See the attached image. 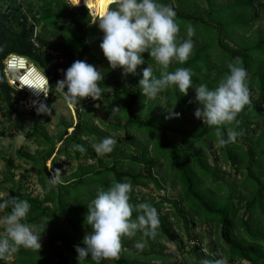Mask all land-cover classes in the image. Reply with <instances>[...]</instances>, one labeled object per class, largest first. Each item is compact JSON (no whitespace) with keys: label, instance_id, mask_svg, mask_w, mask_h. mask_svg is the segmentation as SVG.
<instances>
[{"label":"trees","instance_id":"obj_1","mask_svg":"<svg viewBox=\"0 0 264 264\" xmlns=\"http://www.w3.org/2000/svg\"><path fill=\"white\" fill-rule=\"evenodd\" d=\"M37 1L39 5L36 7L32 2L25 4L24 0L21 3L17 0H0V106L5 110L7 125L22 127V130L24 115L19 113L16 120L12 119L17 111L14 101L17 89L10 86L6 79L4 61L9 54L27 57L47 75L51 89L48 106L59 94L55 92L58 67L50 55L34 46L31 40L33 26L28 16L23 14L22 7L39 25L68 20L64 26L67 30L58 41L53 42L42 35L38 39L42 45L61 52L65 58L64 70L77 59L95 56L89 38L101 32L98 21L94 23L99 17L91 22L89 10L84 6L73 7L64 0ZM107 1L99 5L98 0H91L89 6L94 14L102 16L108 10L110 0ZM200 1L206 5L200 6ZM162 2L171 5L176 13L175 19L180 25L179 39L188 38L189 25L195 29L189 59L183 64L172 61L168 71H174L177 67L190 68L194 83H206L212 88L230 71L227 67L230 61L239 58L248 70L249 103L239 113V123L229 125L240 135L235 141L222 146L217 142L215 126L210 127L201 119L191 123L188 115H194L198 106L194 100L195 90L191 87L187 94H182L177 87L163 91L167 106L172 104L173 110L181 114L174 117L176 121L165 116H162L165 117L164 121L153 117L143 119L136 109L143 97L138 85L140 78L129 82L113 76L112 72L106 74L104 80L98 82L102 98L93 100L86 97L73 104L74 122L63 125L64 129L54 135L48 134L42 113L31 117L32 130L25 131L23 135L42 149L30 153L25 147H20L18 154L25 157L26 162L31 163L32 169L37 171V183L42 193L34 194L33 188L21 190L22 181L28 178L27 172H21L17 181L14 180V173H11L5 180H0V185L10 180L9 196H18L30 202L31 208L25 222L35 226L40 234L46 236V240L41 242L40 250L20 249L10 264H50V257L53 256L59 259L58 264H79L75 245L85 246L83 237L90 230L85 223L87 204L98 188H106L113 181L129 182L132 185L130 203L147 202L153 205L157 209L159 224L155 236H145L138 230L133 237H123L119 255L101 264H177L172 263L164 252L166 241H179L182 250L188 249V254H198L200 257L195 264H201L204 258H219L213 254L217 249L228 264H264V30L260 27L254 29L264 14V0ZM114 6L115 3L111 5ZM62 25L56 24L55 28L62 29ZM71 39H75V42ZM101 50H98L97 56L106 59ZM144 57L149 62L155 61L147 52ZM160 71L159 65L153 68L156 75ZM119 96L125 97V120L122 124L112 123L109 126L114 131L124 130L125 138H115L117 142L113 151L101 156L92 145L111 135L109 130L102 131L90 123V117L85 112L95 105L113 102ZM133 128L146 131V144H140L127 155L131 144L136 142L131 132ZM95 134L97 136L93 137ZM151 142L153 145L149 149ZM77 143L85 146V153L81 154L73 148ZM210 145L218 150L212 152L214 164L210 162L208 154L201 150ZM60 157L66 163L77 161L78 164L70 174L61 173L64 183L53 186L50 178L55 169H60L57 163ZM160 159L163 164L165 161L167 163L165 172L156 170V166L162 164L159 163ZM220 159L223 165L229 164L228 174L233 170L240 175L239 182L220 175L223 166L218 164ZM89 160L92 163H87ZM158 174L169 179L170 187L178 191L177 196L160 193L166 189ZM148 184L155 186L157 196L136 191L137 187ZM8 197L0 196V200ZM2 210L6 215L10 208ZM136 215L134 210L132 218ZM197 221L201 225L210 224L212 230L194 232L191 227H195ZM180 230H184L188 239L186 242ZM210 234H213L214 242L206 253L203 246L207 243L204 239ZM137 240L143 241V249L135 247ZM63 249L69 251L71 256H64ZM0 264H5L3 259H0ZM83 264L96 262L88 257Z\"/></svg>","mask_w":264,"mask_h":264},{"label":"clouds","instance_id":"obj_2","mask_svg":"<svg viewBox=\"0 0 264 264\" xmlns=\"http://www.w3.org/2000/svg\"><path fill=\"white\" fill-rule=\"evenodd\" d=\"M113 3L114 7H108L101 17L97 16L99 18L93 21H98V27L103 32L100 48L110 69L120 68L125 75L137 74L138 66L145 64L144 53H149L161 71L159 75L154 74L149 64L142 68L138 85L145 99H156L169 87H177L182 94H187L191 87L195 90L194 100L198 104L194 110L195 117L210 127L215 126L219 145L235 141L240 133L229 125L239 123L237 117L249 103L248 70L242 61L239 58L230 61L227 65L230 71L215 87L194 83L190 68L177 67L174 71H168L172 61L183 64L189 59L194 44L191 37L195 31L189 25L188 38H178L180 25L171 5L162 0H115L109 5ZM63 71L64 78L56 82L55 92L61 94L67 103L76 104L86 97L94 100L100 98L102 89L98 82L104 80V73L95 65L77 59ZM28 86L42 90L45 96L49 93L41 85ZM33 103L37 112L51 113V108L43 101ZM180 115L168 110L166 118ZM116 142L115 137L106 136L92 147L98 155L103 156L113 151ZM73 148L81 154L86 152L85 146L79 143L74 144ZM62 183L61 170L55 169L50 184L55 186ZM131 191L132 185L127 181H113L108 187L97 189L85 213V223L90 226L83 237L85 246L75 245L79 264H83L88 257L96 264L117 257L122 238L133 237L138 230L145 236L156 235L159 224L157 209L147 202L136 205L130 203ZM6 208H10V211L0 218L5 233L0 234V259H9L20 247L40 250L41 236L25 222L31 208L30 202L18 196H9L0 200V210ZM134 210L137 215L132 218ZM135 247L143 249V241H135ZM201 264H228V261L225 257L204 258Z\"/></svg>","mask_w":264,"mask_h":264},{"label":"rangeland","instance_id":"obj_3","mask_svg":"<svg viewBox=\"0 0 264 264\" xmlns=\"http://www.w3.org/2000/svg\"><path fill=\"white\" fill-rule=\"evenodd\" d=\"M91 0H88V5ZM98 4L101 5L104 3L105 0H98ZM109 1V0H108ZM107 1V2H108ZM114 0H110V3H112ZM221 2H225L226 0H220ZM25 4L28 5V2H32L33 4H36V7L39 5L37 0H24ZM34 4V5H35ZM200 6H205L206 3H202V1L198 2ZM98 15V14H96ZM101 17V16H99ZM93 22V21H91ZM68 23L67 19H63L61 23H56V24H63V28L61 29H56L55 28V23H46L47 25H39L41 29V35L45 37L46 39H49L53 42L58 41L60 37H62L65 34V31L67 30L66 26ZM262 28L264 30V14H262L261 20L258 21L254 25V29L257 28ZM58 30H62L61 36L58 37ZM249 36V33L247 34ZM103 37V32L101 31L98 35L96 36H90L89 38V43L92 46L94 57H87L85 56L83 60L87 61L88 63H91L95 65L98 69L103 71L104 73V78L107 76L106 74L112 72L114 73L113 76H117L119 78H125L126 81H132L133 79L141 78L142 76V68L147 67L148 64L151 65L152 69L157 67L158 65L152 64V62H149L147 59L145 60V64L138 66L137 68V74H123L122 69L117 68V69H110L109 67V62L107 59H105L103 56L98 55L97 52L100 50V38L102 39ZM75 42V39H71ZM100 40V41H99ZM102 52V50H101ZM103 53V52H102ZM154 60V59H153ZM155 62V61H154ZM153 62V63H154ZM33 63V62H32ZM39 70L41 68L36 64L33 63ZM42 71V70H41ZM43 72V71H42ZM138 75L140 77H138ZM135 77V78H134ZM172 90V88H170ZM56 99L49 105V108H51V113H42L43 119H44V125L45 128L48 132L49 135H54L57 133L59 130L64 129L63 125H67L71 123V121L74 122V117L72 115L71 109L68 107L67 102L64 100L62 96L59 94H56ZM124 101L125 97L124 96H119L117 99L113 102H109L108 104H98L95 105L93 109L91 110H86L85 115H89L90 117V123L93 125L98 126L99 128L102 129V131L109 130V133L111 136L123 140L125 138V132L124 130L120 129L117 131H114L110 128V124L112 123H118L122 124L125 120V113L123 111L124 107ZM173 101V100H172ZM174 102V101H173ZM115 108V109H114ZM137 111L141 114L143 119H150L153 117V119L158 120V121H164L165 117H168V110H173L172 104L170 106H167L166 104V95L164 92L160 93L156 99H145L144 95L142 97V102L137 106ZM159 116H165V117H159ZM171 119H176L174 117H171ZM188 119L190 120L191 123L197 122L200 119H197L195 115H188ZM260 121L261 118H260ZM23 129L22 127H13L12 124L9 125H2L0 122V180L4 179L7 177V175H10L11 173H14V180L17 181L19 174L21 172L28 173V178L26 180L22 181L21 185V190L25 191L27 189L33 188L34 189V194H41L42 193V188L41 186L37 183V171L35 169H32V165L29 162H26V158L22 157L18 154V150L20 147H25L26 151H29L30 153H34L36 150L42 149L39 147L37 144L33 142L32 139L26 138L23 133L25 131H31L32 130V119L31 117H23ZM132 135L133 138L136 142L131 144V149L127 150V155L131 154L133 152V149H136L140 144H146V131H140L139 129L133 128L132 129ZM20 136V137H18ZM97 134L93 135V137H96ZM7 140H6V138ZM152 142L148 146L149 149L152 147ZM201 147V146H200ZM206 149V147H203ZM201 148L202 152H205L209 156V160L212 164H214V155L212 152L218 151L217 147L214 145L208 146L206 150ZM63 157V156H62ZM60 157L59 160L57 161L58 167L61 170V173L63 175H68L72 171H74L77 167L78 162L77 161H72L70 163H66L64 158ZM162 159H160L159 163H162ZM85 163V162H84ZM87 163H92L91 160H89ZM220 166L223 165V162L221 159L219 160L218 163ZM167 163L165 161V164H161V166H156V170L161 169V171L165 172L164 169L166 167ZM48 170L51 171V165L48 164ZM229 164H225L221 167V172L220 175L226 177L230 181H240V175L237 174L234 171H231V174H228L229 170ZM159 177L163 180V183L165 185V189L161 191L160 193H165V195L174 197L177 196V190L175 191L172 189L169 185V179L167 177L162 176L161 174H158ZM164 179H166L164 181ZM210 180L207 181L209 183ZM205 183V184H207ZM12 184L10 180H6V182H2L0 185V196L1 197H8L10 194L9 186ZM179 188V186H177ZM136 191H141L143 193H153V195L157 196V190L153 184H148L146 187H137ZM159 198V195H158ZM5 215L3 210H0V218H2ZM31 229L37 234L41 236V242L46 240V236L40 234V232L35 228V226L30 225ZM194 232L199 233H205L209 230H212V227L210 224L207 225H201L198 223L195 227H191ZM70 233L71 231L67 229ZM82 233V232H80ZM180 233L182 237L184 238L185 242L188 240L185 237V232L184 230H180ZM0 234H5L3 231V225L0 224ZM204 242L205 244L203 247L205 248V252L207 253L209 251L210 246L213 245L214 242V236L213 234H210L209 236L205 237ZM167 245V248L164 250V252L167 254L168 259L172 263H182V264H195L194 262L198 260L200 257L198 254H188L186 250H182L180 247L179 241H166L165 242ZM147 246V245H146ZM23 247H20L15 253L12 254V256L7 259L3 260L5 264H10L15 257L17 256V252L22 249ZM62 253L64 256H71V253L65 249L62 250ZM215 256L223 257L221 256V253L218 251L214 252ZM59 259L53 256L50 257V264H58ZM247 264V263H246Z\"/></svg>","mask_w":264,"mask_h":264},{"label":"built area","instance_id":"obj_4","mask_svg":"<svg viewBox=\"0 0 264 264\" xmlns=\"http://www.w3.org/2000/svg\"><path fill=\"white\" fill-rule=\"evenodd\" d=\"M64 1L73 7L84 6L88 8L92 21H95L97 16H100L93 13L92 7L87 3L88 0H86V2L85 0ZM17 2L21 3V0H17ZM110 6L111 5H108V7ZM22 12L23 14L28 16L29 23L33 26L31 40L34 46L37 48V50H40L46 55H50L52 57L53 63L58 67L57 81L63 79L65 58L60 51L54 49L53 47H48L40 43V41L38 40L41 36V29L39 24H36L34 22L33 17L29 15L25 7H22ZM4 65L8 84L17 89V92L14 95V101L17 111L13 113L12 119L16 120L19 117V113H22L24 115L23 117H32L33 115H39L40 113L36 111V105L33 102L43 101L47 104L48 99L51 96L50 83L47 82V79L45 77L46 74L39 70L27 57L14 53L7 56L4 61ZM28 85H41L49 93L47 96H45L42 90H37L34 87H30ZM100 98H102V96H100ZM88 100L91 101V99ZM67 105L71 109V111H74L73 104L67 103ZM4 112L5 110H3L2 106H0V122L2 123V125H7V116L4 114Z\"/></svg>","mask_w":264,"mask_h":264},{"label":"crops","instance_id":"obj_5","mask_svg":"<svg viewBox=\"0 0 264 264\" xmlns=\"http://www.w3.org/2000/svg\"><path fill=\"white\" fill-rule=\"evenodd\" d=\"M113 2H115V0L113 1ZM35 4V3H34ZM59 32H58V37L59 36H61L62 34H64V33H62V30H58ZM18 137H20V136H18ZM6 138V137H5ZM6 140H7V138H6Z\"/></svg>","mask_w":264,"mask_h":264},{"label":"bare ground","instance_id":"obj_6","mask_svg":"<svg viewBox=\"0 0 264 264\" xmlns=\"http://www.w3.org/2000/svg\"><path fill=\"white\" fill-rule=\"evenodd\" d=\"M211 43H212V41H211ZM241 45V44H240Z\"/></svg>","mask_w":264,"mask_h":264}]
</instances>
